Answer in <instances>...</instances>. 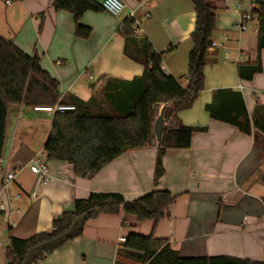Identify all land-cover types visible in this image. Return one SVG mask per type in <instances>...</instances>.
<instances>
[{"label":"crops","instance_id":"obj_1","mask_svg":"<svg viewBox=\"0 0 264 264\" xmlns=\"http://www.w3.org/2000/svg\"><path fill=\"white\" fill-rule=\"evenodd\" d=\"M123 1L128 10L121 18L105 11L85 13L81 23L92 34L80 39L73 15L56 12L52 0H0V36L26 54L39 56L41 67L60 83L63 98L87 102L93 96L92 86L103 78L130 82L143 75L144 65L125 54V39L118 31L132 10H138L139 18L148 12L151 16L142 20L139 36L146 37L158 53L174 48L163 56V70L186 88L197 19L192 2L150 0L142 8L146 0ZM258 3L264 0H212L217 10L212 42L228 36L225 47L230 57L225 59L226 50L218 46L209 49L205 90L193 107L165 121L164 130L182 123L207 131L194 133L190 148L166 152V173L158 187L154 173L160 143L155 136L150 146L123 153L92 178L77 177L68 162L48 160L47 176L40 181L30 166L44 153L54 115L23 104L9 107L0 161V201L8 207L1 215L0 264H7L11 238L28 239L50 231L54 219L71 210L77 199L114 193L133 201L156 189L179 196L169 216L157 223L155 238L168 240L182 257L224 255L264 262V134L255 126L251 135L244 134L213 120L206 111L218 89L241 93L250 116L258 103L264 105V50L259 53V22L251 16ZM242 18L247 30L233 31ZM259 57L262 72L242 80L238 66L254 64ZM164 106L158 108L155 122ZM11 170H16V180L2 191L4 175ZM33 192L38 193L36 198ZM154 225L124 214L101 215L87 224L81 237L38 264H116L120 238L131 233L149 236Z\"/></svg>","mask_w":264,"mask_h":264},{"label":"trees","instance_id":"obj_2","mask_svg":"<svg viewBox=\"0 0 264 264\" xmlns=\"http://www.w3.org/2000/svg\"><path fill=\"white\" fill-rule=\"evenodd\" d=\"M25 1V0H16ZM196 12V28L191 35L193 48L189 54L188 86L182 87L174 77L163 70V56L174 50L158 53L146 37L136 34V23L127 18L118 33L125 39V54L142 63L144 73L130 82L107 78L92 86V98L84 102L74 96L63 98L60 83L46 72L37 55H28L0 36V161L6 145L9 107H51L57 104L73 105L76 111L55 113L50 137L44 152L49 161L68 162L77 177L92 178L106 165L130 150L151 145L153 124L158 108L164 106V121L190 109L205 90L206 59L216 30V8L212 0H190ZM56 12L73 15L75 35L88 39L92 29L81 23L87 12H103L101 4L93 0H52ZM252 17L259 22L258 50H264V3L255 5ZM263 70L261 59L254 64L238 66L242 80H252ZM210 117L236 127L251 135L252 127L264 134V105L258 103L249 115L244 96L232 89L213 92L206 106ZM207 129L183 125L165 129L159 144L154 186L158 187L166 169L164 156L170 149H188L196 132ZM179 196L156 189L136 200L127 201L121 194L91 193L77 199L73 208L54 219L52 229L28 239L11 238L6 248L7 264H38L54 251L81 237L89 222L101 215L134 216L139 223L153 221L152 234L131 233L117 252L116 264L130 260L139 264H264V262L231 256L186 258L174 250L166 239L155 238L157 223L169 216ZM125 225V222H124Z\"/></svg>","mask_w":264,"mask_h":264},{"label":"built area","instance_id":"obj_3","mask_svg":"<svg viewBox=\"0 0 264 264\" xmlns=\"http://www.w3.org/2000/svg\"><path fill=\"white\" fill-rule=\"evenodd\" d=\"M150 0H146L145 2L141 3L142 8L145 6L146 3H148ZM102 7L103 10L107 13H109L112 16L121 18L125 15V13L128 10V6L126 5V3L123 0H104L102 2ZM137 11L138 10H132L129 17L135 21L137 29H136V34L140 35V24L142 22V20L148 19L150 18V14L148 12H146L143 15V18H139L137 16ZM249 18V16L247 17ZM245 18H242L240 21L236 22L233 26H232V30L233 31H238V32H245L247 30V26L245 24ZM120 28H123V24L120 26ZM229 42V38L228 36H224L223 40L220 43L217 42H212L211 46H210V50H212L213 48H216L217 46L219 48L225 49L226 53H225V59H228L230 57V53L228 51V49L225 47V44ZM58 64H61L60 62ZM37 111H43L46 112L48 114L54 115L55 113H66V112H73L76 111V107L73 105H62V104H57L55 106H51V107H38L36 109ZM30 170L33 174H36L39 176L40 181L44 182L45 178L47 176L48 173V157L47 154L41 153L40 155L36 156V158L33 160L31 166H30ZM16 180V170H11L5 173L4 175V180H3V185H2V191H8L9 187L15 182ZM32 196L34 198H36L38 196L37 192H33ZM20 198V195L17 196V199ZM8 207L6 206V204L4 202L0 201V231H1V215L5 212H7ZM12 225H15V223H13ZM126 242V238L125 237H121L120 238V243L123 244Z\"/></svg>","mask_w":264,"mask_h":264},{"label":"water","instance_id":"obj_4","mask_svg":"<svg viewBox=\"0 0 264 264\" xmlns=\"http://www.w3.org/2000/svg\"><path fill=\"white\" fill-rule=\"evenodd\" d=\"M163 111L164 109L161 111L160 116L158 117L154 125V136L159 143L161 142L162 137H163L164 124H165V121L163 118Z\"/></svg>","mask_w":264,"mask_h":264},{"label":"rangeland","instance_id":"obj_5","mask_svg":"<svg viewBox=\"0 0 264 264\" xmlns=\"http://www.w3.org/2000/svg\"><path fill=\"white\" fill-rule=\"evenodd\" d=\"M2 262L4 263L5 262V259H2ZM120 264H139V263L134 262V261H130V260H124V261L122 260V263H120Z\"/></svg>","mask_w":264,"mask_h":264}]
</instances>
